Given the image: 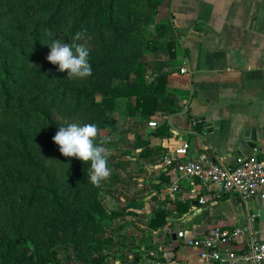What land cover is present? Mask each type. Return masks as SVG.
<instances>
[{
	"label": "trees",
	"instance_id": "trees-1",
	"mask_svg": "<svg viewBox=\"0 0 264 264\" xmlns=\"http://www.w3.org/2000/svg\"><path fill=\"white\" fill-rule=\"evenodd\" d=\"M142 2L148 3L0 0V264H59L65 245L67 251L75 249L66 257L67 264L76 256L87 264H104V247L114 243L105 219L125 218V210L137 206L132 200L125 209L108 212L98 200L100 185L88 179L90 162L63 156L53 137L57 127L69 123L95 124V143L99 142L102 130H117L111 115L120 99L126 101L128 117L146 125L159 113L174 115L182 110L172 73L164 63H155L151 80L135 71L138 64L145 70L149 66L138 59L129 31L119 40L103 38L105 31H114L134 17L144 22ZM158 29L172 38L171 23ZM78 33L81 39L75 42L89 49L92 65V75L84 79L68 78L67 70L58 71L46 59L52 40L72 43ZM168 47L171 58H177V40ZM170 135L164 122L148 135L135 132L132 146L140 150V158L155 161L163 151L152 146V138ZM118 178L117 173L109 180ZM85 195L92 199L87 207L82 205ZM177 210L186 212L179 205ZM167 223L168 212L159 205L144 225L159 231ZM94 237L98 244L93 249L86 244ZM97 252L101 253L90 261L88 257Z\"/></svg>",
	"mask_w": 264,
	"mask_h": 264
},
{
	"label": "crops",
	"instance_id": "crops-1",
	"mask_svg": "<svg viewBox=\"0 0 264 264\" xmlns=\"http://www.w3.org/2000/svg\"><path fill=\"white\" fill-rule=\"evenodd\" d=\"M162 8L177 40L179 56L170 64L172 72L180 74L174 86L180 91L182 110L169 115V137L151 140L163 155L148 160L152 199L144 209L152 213L163 205L168 223L151 231L154 236L163 235L165 254L149 258L152 264H223L203 261L197 250L180 243L177 230L185 229L188 238H196L214 227L239 228L245 230L235 244L241 249L247 242L246 228L264 239V199L245 205L238 194L217 196L213 187L187 179L179 181L181 190L171 197L178 176L167 160L185 145L188 151L182 160L206 154L235 166L255 148L264 155V0H165ZM201 197L206 198L205 204ZM178 205L186 212H179Z\"/></svg>",
	"mask_w": 264,
	"mask_h": 264
},
{
	"label": "rangeland",
	"instance_id": "rangeland-1",
	"mask_svg": "<svg viewBox=\"0 0 264 264\" xmlns=\"http://www.w3.org/2000/svg\"><path fill=\"white\" fill-rule=\"evenodd\" d=\"M147 1L148 3L142 2L139 4L144 22L139 20L138 17H134L126 24L116 25L117 28L114 31H105L103 38L108 42L116 38L119 40L124 35V32L129 31L128 34L133 45L137 46L136 54L138 59L142 58L149 66L145 70L144 65L138 64L135 71L145 73L151 80L152 67L155 63H164V69L172 73L171 79L174 86L179 83L175 82V84L174 78H179L180 74L172 72L173 67L170 63L174 59L171 58L168 43L176 40V35L173 33L172 38H167L165 35L166 30L163 32L158 29V25L166 22L170 23L169 19L165 18L162 8L165 0ZM157 1L159 4H157L156 8L154 4ZM176 56L178 58V52ZM175 60L177 59L175 58ZM174 88L175 92H180L175 86ZM127 114L126 101L120 99L117 110L111 115L115 119V128L117 130L111 132V127L102 130L100 132V141L96 143L101 145V142L106 141L101 146L106 149L109 168V176L99 184L101 189L98 200L102 202L108 212L123 210V208L125 209L131 204L132 200L137 202V206L129 208L128 211L125 210V218H118L115 221L105 219L111 225L108 235H112L114 243L110 246L106 244L104 247L103 253L107 255L104 264H152L150 256H163L165 254L163 250L165 248L161 246L164 243L160 239L163 235L154 236L151 231L145 228L144 223L148 221V217L151 215V212L146 213L145 210L150 207L149 203L152 199V189L148 186V183L149 185L151 183V172L147 169L148 160L140 158V150H136L132 146L135 132L141 131L148 135L151 128L149 123L146 125L140 119L128 117ZM121 130L125 133H119ZM89 169L90 166L86 168L88 173ZM117 173L119 174L117 180H109L114 179ZM86 197L87 195H85L82 203L84 207H87L92 202V199H86ZM159 201H157V204H160ZM138 205H142V207ZM129 211H134L132 213L136 215H129L128 213H131ZM92 239L94 240L89 241L86 245L94 249L98 243L95 240L97 238L94 237ZM66 247L68 246L65 245L60 249L61 262L59 264H67L66 257L75 253L74 247H70L68 251ZM100 253L97 252L94 255H90L88 259L91 261L94 257H98ZM79 259L78 256L74 257L71 259L70 264H87Z\"/></svg>",
	"mask_w": 264,
	"mask_h": 264
},
{
	"label": "built area",
	"instance_id": "built-area-1",
	"mask_svg": "<svg viewBox=\"0 0 264 264\" xmlns=\"http://www.w3.org/2000/svg\"><path fill=\"white\" fill-rule=\"evenodd\" d=\"M169 114L159 113L151 122L150 128H156L169 120ZM188 151V145L179 148L176 155L167 160L169 167L174 168L178 178L173 181L170 195L174 197L180 192L181 179L198 181L204 188H214L216 195L224 193L238 194L245 205L255 198L264 199V155L258 148L250 157L241 159L235 166L227 164L225 158L203 154L197 158L182 160ZM201 202H207L201 197ZM245 230L236 228L214 227L204 236L188 238L185 229L177 230L181 244L195 249L207 263L223 264H264V239L250 228L246 246L236 249L238 236Z\"/></svg>",
	"mask_w": 264,
	"mask_h": 264
},
{
	"label": "clouds",
	"instance_id": "clouds-1",
	"mask_svg": "<svg viewBox=\"0 0 264 264\" xmlns=\"http://www.w3.org/2000/svg\"><path fill=\"white\" fill-rule=\"evenodd\" d=\"M78 33L74 42H61L52 40L47 46L50 52L46 59L58 66V71L67 70L68 78L84 79L92 75V65L89 62V49L80 43ZM90 39V37H89ZM58 131L53 141L59 147L60 153L65 157H75L84 164L90 162L88 179L91 184L98 186L102 180L109 176L108 156L105 147L95 143L97 126L95 124L69 123L66 126L57 127Z\"/></svg>",
	"mask_w": 264,
	"mask_h": 264
},
{
	"label": "water",
	"instance_id": "water-1",
	"mask_svg": "<svg viewBox=\"0 0 264 264\" xmlns=\"http://www.w3.org/2000/svg\"><path fill=\"white\" fill-rule=\"evenodd\" d=\"M192 120V119H191ZM197 122H200L199 124H203V125H205L207 128H209V130H212L213 129V126L212 125H209V124H206V122H205V120H201V119H197L196 120ZM255 138H253V142H255ZM251 146L252 147H255L256 146V143H251ZM198 204V203H197Z\"/></svg>",
	"mask_w": 264,
	"mask_h": 264
}]
</instances>
